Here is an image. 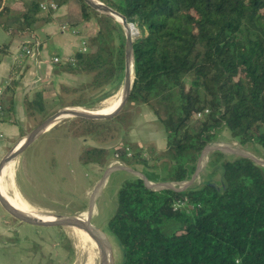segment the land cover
Wrapping results in <instances>:
<instances>
[{
  "label": "trees",
  "instance_id": "obj_1",
  "mask_svg": "<svg viewBox=\"0 0 264 264\" xmlns=\"http://www.w3.org/2000/svg\"><path fill=\"white\" fill-rule=\"evenodd\" d=\"M55 1L66 6L60 21L95 26L86 37L87 51L75 53L74 64L59 66L91 74L80 86L60 85L62 93L74 94L68 105L90 106L109 96L105 88L112 82L115 91L120 88L126 34L114 17L83 0ZM99 1L136 27L131 35L134 78L124 108L150 110L163 127L166 146L158 150L124 141L130 126L121 119L124 108L104 124L65 118L49 130L60 128L64 136L99 144H80L77 158L83 167H106L119 159L132 168L140 165L149 180L179 184L189 180L201 150L219 133L241 146L256 145L264 158V0ZM40 2L11 10L0 0V28L35 35L37 23L51 12L43 11ZM16 67L17 77L1 94L0 118L19 125L14 95L22 70ZM36 95L24 97L27 118L44 101ZM111 139L119 140L108 145ZM208 153L206 166L219 170L218 183L205 181L177 192L149 188L134 175L121 182L107 223L121 249L119 264H264V166L244 156L227 158L219 150ZM182 198L188 205L173 210L172 203Z\"/></svg>",
  "mask_w": 264,
  "mask_h": 264
},
{
  "label": "rangeland",
  "instance_id": "obj_2",
  "mask_svg": "<svg viewBox=\"0 0 264 264\" xmlns=\"http://www.w3.org/2000/svg\"><path fill=\"white\" fill-rule=\"evenodd\" d=\"M78 48L75 53H81V50L78 51ZM20 65L15 58L12 65L13 69H16V66L20 67ZM90 76L91 74L88 73V77L84 79V81H86L82 82H88ZM82 82L81 84H84ZM116 86L117 83L112 82V84L105 88V92H110L109 96L102 98L101 100H96L94 101L95 103L90 104V106L84 107L98 106L108 99L117 98L119 89L115 91ZM61 95L62 97L59 99L58 94L55 95L49 93L46 95L45 99L43 98L44 101L41 105L38 103L36 104L37 106L32 108V110L35 111V116L27 118V121L24 124L25 133L30 131L37 124L38 120L43 119L46 115L56 109L68 105V101L74 97V94L65 95L62 93ZM99 96H96L95 99ZM133 108V106H129V109L124 108L121 113V119L125 120V122L127 121L129 125H131L132 122H135L138 133L142 131L145 132V127L143 122H141L142 118L135 116L134 111L132 110ZM43 112L44 114L42 115ZM221 134H217L218 138L214 143L227 145L240 152L253 155L257 159L264 160L262 157L263 152L257 150L256 145L241 146L235 141L226 139V136L224 138ZM126 139L127 138L124 136V141H127ZM81 140H83L82 137L64 136L60 128L45 131L16 160L14 183L17 190L19 189L18 192L20 191L19 194L22 199L34 211L43 214L81 215L82 213H86L89 200L93 197L91 222L96 227L104 230L109 236L116 249V264H119L121 261V249L114 237L108 232L107 223L116 207V192L120 187L122 180L129 177L131 174L124 169L113 170L101 181V184L98 185V181H100L103 172L94 171L89 165L86 169L81 165L77 158ZM118 140L119 139H111L107 144L113 145L117 143ZM224 153L227 158L234 157V155L232 156L230 153ZM208 154L209 153L207 152L203 157V164H205L200 170V177L203 182L213 180L218 183L219 180H217L216 177L217 175L219 176V170L214 169L211 173L204 175L208 168L206 166L208 162ZM262 160L257 162L261 166H264ZM137 168L140 171L141 166L137 165ZM199 180L200 179L197 178L191 183V185L200 184L201 180ZM185 182L186 181L179 184L171 183V185L173 187H179ZM72 230V228L36 230L44 233L45 239H47L45 242H49L51 248L48 252L47 245L44 246L42 253L43 259L39 264H94V262L89 261L86 254H82L76 238L72 235ZM26 232H28L27 228L25 233ZM65 243L70 245V251L65 248ZM36 249L37 246H32L33 251ZM52 249L53 254L50 252ZM50 255L53 256L52 260Z\"/></svg>",
  "mask_w": 264,
  "mask_h": 264
},
{
  "label": "crops",
  "instance_id": "obj_3",
  "mask_svg": "<svg viewBox=\"0 0 264 264\" xmlns=\"http://www.w3.org/2000/svg\"><path fill=\"white\" fill-rule=\"evenodd\" d=\"M28 1L30 0H5L10 5L11 10H23V3ZM65 13L66 6L64 4L58 5L55 10L48 13L47 20L37 23L35 35H12L7 30L0 28V46L9 43L4 51H0V88L3 87V90L6 88L7 80L16 70H13L12 65L17 55L20 54L22 46L26 45L30 49V52L25 54L22 59L23 66L22 63H19V65L21 64L19 68L22 70L20 72L22 74L17 79L14 95L15 111L20 124L16 125L0 118V159L22 137L20 133H25L24 124L27 121L23 102L25 96L32 99L37 96L36 94H40L45 99L49 93L61 95L60 85L78 86L88 77V72H68L51 62L53 56L64 58L75 54L80 42L83 39L86 40L88 35L95 32L93 23L81 24L76 27L67 24V26L62 27L63 23L66 22H62L60 19ZM16 74L18 75L17 70ZM134 114L142 118L141 122H143L145 132L138 133L136 123L132 122L125 134L126 140L138 146L153 145L158 150L164 149L166 143L163 127L157 121L155 115L145 107H142L139 111H134ZM80 144L99 145L97 142L90 140L89 137L81 140ZM119 164L124 163L111 159L106 167ZM89 166L94 171L104 172L106 169V167L95 163H91ZM202 166L203 162L201 168ZM132 169L139 171L137 166L136 169ZM127 172L131 174L130 176L134 175L129 171ZM210 172L211 168L208 167L206 174H203L207 175ZM199 173L193 181L199 178L200 183H202L203 180ZM130 176L125 179L131 178ZM216 178H220V172ZM24 225L26 224L12 221L0 210V264H38L43 259L44 246L47 245L48 252L51 249L49 242H45L47 239H45L44 233L36 231L37 228ZM26 228L28 232L25 233ZM34 242L37 243V249L33 251ZM50 252L53 254V249Z\"/></svg>",
  "mask_w": 264,
  "mask_h": 264
},
{
  "label": "water",
  "instance_id": "obj_4",
  "mask_svg": "<svg viewBox=\"0 0 264 264\" xmlns=\"http://www.w3.org/2000/svg\"><path fill=\"white\" fill-rule=\"evenodd\" d=\"M84 3L103 14H107L111 17H114L118 22L121 23L125 34H126V42H125V56H124V68H123V77L121 81V85L118 93V100L114 110L109 114L102 118H90L74 110L73 108L82 107V106H74V105H65L62 106L55 111L46 115L43 119H41L30 131L24 133V135L17 141V143L0 159V172L4 166L8 165L11 162H16L19 156L45 131H48L54 125L59 123L61 120L65 118H74L87 123H95V124H104L111 121L115 118L121 110L124 108L128 97L131 92L134 72H133V52L131 48L132 38L131 35L136 33V27L133 23L126 21L125 17L107 6L103 2L99 0H83ZM134 29V32H133ZM59 117H62L61 120L53 124V121ZM210 150H219L226 153H231L238 156H244L251 158L254 161H261L257 159L253 155L247 154L245 152H240L237 149L231 148L227 145L220 144H207L201 150L199 157L196 162L195 170L189 180H187L183 185L179 187H173L171 183L164 181H154L147 179L143 173L132 169L131 167L125 164L113 165L106 167L103 172V175L98 181V185L101 184V181L113 170L124 169L133 173L136 177L140 178L143 183L153 189H171L173 191H182L185 188L189 187L195 177L198 175L203 157ZM264 162V160H262ZM92 200L93 197L90 198L89 204L86 210V217L83 219L78 214L72 215H51L53 219H40L29 214H26L16 208L10 207L0 198V210L6 214L9 218L14 221L20 222L22 224H26L32 226L37 229H50V228H79L87 230L101 245L103 252L105 253L107 264H116V257L113 254L112 249V241L109 236L104 232V230L96 227L91 222V211H92ZM39 213V212H38ZM43 214V213H40ZM49 215V214H48ZM50 216V215H49Z\"/></svg>",
  "mask_w": 264,
  "mask_h": 264
},
{
  "label": "bare ground",
  "instance_id": "obj_5",
  "mask_svg": "<svg viewBox=\"0 0 264 264\" xmlns=\"http://www.w3.org/2000/svg\"><path fill=\"white\" fill-rule=\"evenodd\" d=\"M118 93V92H117ZM118 98L108 99L101 105L94 107H76L74 110L81 112L90 118H102L109 115L115 108ZM59 117L53 121V124L61 120ZM15 162H11L4 166L0 172V198L10 207L16 208L26 214L40 218L53 219L47 214H40L34 211L20 196L15 183ZM79 215V214H78ZM81 218L86 217V213L79 215ZM72 235L76 238L77 244L80 246L82 254H86L90 262L94 264H107L105 253L103 252L99 242L85 229L72 228ZM113 254L116 257V249L112 244Z\"/></svg>",
  "mask_w": 264,
  "mask_h": 264
},
{
  "label": "built area",
  "instance_id": "obj_6",
  "mask_svg": "<svg viewBox=\"0 0 264 264\" xmlns=\"http://www.w3.org/2000/svg\"><path fill=\"white\" fill-rule=\"evenodd\" d=\"M39 7L47 12V11H52V10H55L57 7H58V4L55 0H44V1H41L40 4H39ZM67 26V23H63V26L62 27H65ZM81 52H86L87 51V46H86V41L83 39L81 41V45L80 47L78 48V51ZM30 52V49L28 46L24 45L22 46L21 48V52L20 54L17 55L16 59H17V62L18 63H21L22 62V59L24 57L25 54H28ZM74 54L71 55V56H66L64 58H61L59 56H53L51 58V62L53 64H57L59 66H65V65H72L74 63ZM14 70V69H13ZM17 74H16V70L13 72V74L9 77V79L7 80L6 82V87L9 85V83L11 82V80L16 77ZM2 90H3V87L0 88V115L2 114V107H1V94H2ZM203 112H207V109H204L203 111H199L196 113V116L197 117H200ZM128 154L129 151H128ZM188 205V201L186 198H182V199H177L175 200L173 203H172V208L173 210H183L186 206Z\"/></svg>",
  "mask_w": 264,
  "mask_h": 264
}]
</instances>
